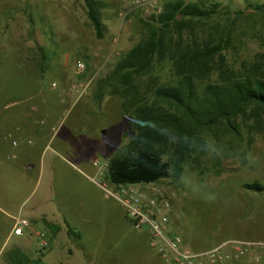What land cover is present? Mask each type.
I'll list each match as a JSON object with an SVG mask.
<instances>
[{
    "label": "rangeland",
    "instance_id": "rangeland-1",
    "mask_svg": "<svg viewBox=\"0 0 264 264\" xmlns=\"http://www.w3.org/2000/svg\"><path fill=\"white\" fill-rule=\"evenodd\" d=\"M103 1L107 30L100 39L88 18L85 0H0V127H11L3 118L12 112L18 115L12 128L16 124L22 130L27 125L26 131L33 133L27 134L33 136L29 137L32 143L24 145L30 151L14 160V175L0 180V205L5 207L1 199L21 203L17 217L45 215L59 225L67 221L83 235V250L76 246L72 252L71 246L67 252L71 241L66 226L53 240L47 219L34 223V241L39 240L38 231H44L49 240L42 264L158 263L149 254V228H134L121 197L101 186L107 183L114 190V185L94 166L99 159L108 167L110 157L135 134L124 108L125 97L114 93V85L104 78L116 60L145 36L143 19L149 17L142 0ZM204 1L210 8L219 2L205 29H226L233 35V44L223 51L228 63L240 69L244 62L257 60L264 52V15L245 0ZM78 61L86 65L84 70L78 68ZM216 77L214 72L195 83L202 90ZM179 78L173 63L166 62L152 76L140 77L139 89L153 98L156 86L176 84ZM89 81L88 92L82 94L79 86ZM37 129L38 135L50 131L51 142L44 151L40 174L31 175L29 163L42 147ZM239 129L241 134L236 135L222 122L202 132L205 143L197 141L181 177L159 180L158 192L150 191L146 183L133 186L158 199L163 193L170 199L171 208L162 212L169 214L170 227L194 250L211 248L236 235L264 238V190L244 187L255 181L264 185V133L251 135L244 125ZM81 154L86 159L78 160ZM52 155L50 166L47 160ZM2 212L0 208V223L4 222ZM7 251L0 256V264L9 261ZM252 263L264 264V255L253 257Z\"/></svg>",
    "mask_w": 264,
    "mask_h": 264
},
{
    "label": "trees",
    "instance_id": "trees-1",
    "mask_svg": "<svg viewBox=\"0 0 264 264\" xmlns=\"http://www.w3.org/2000/svg\"><path fill=\"white\" fill-rule=\"evenodd\" d=\"M245 1L264 15V1ZM85 3L97 37L104 38V1ZM218 6V1L210 8L204 0H165L161 12L143 19L145 36L116 60L111 74L104 78L114 85V93L125 97L124 108L135 131L131 140L110 157L106 173L110 182L150 183L170 176L179 179L197 141L205 143L201 133L222 122L236 135L241 134L240 125L251 135L254 131L264 133V52L254 62H244L240 69L231 66L223 52L233 44L231 32L204 27ZM166 62L173 63L179 81L156 86L153 98L143 94L138 79L152 76ZM214 72L216 80L200 90L196 79L211 77ZM244 187L264 190L259 181ZM46 223L54 233L61 229L59 224ZM66 223L69 235L80 239V231ZM44 250L39 249L35 258L20 249L8 251L9 262L42 264Z\"/></svg>",
    "mask_w": 264,
    "mask_h": 264
},
{
    "label": "built area",
    "instance_id": "built-area-1",
    "mask_svg": "<svg viewBox=\"0 0 264 264\" xmlns=\"http://www.w3.org/2000/svg\"><path fill=\"white\" fill-rule=\"evenodd\" d=\"M137 1L139 2L140 0ZM164 1L142 0V3L145 6V12L151 16L153 13L162 11ZM77 65L80 70H84L86 66L82 61H78ZM90 82L79 86L83 89L82 94L88 92ZM11 137L14 145L20 144L21 137H13V135ZM27 141L32 143L33 140L28 138ZM94 165L98 167V172L104 174L107 182L114 185L115 189L110 190L107 183L100 185L105 190H108L109 193L121 197L118 198L125 205L128 215L137 228L144 226L149 228L153 247L166 257L168 264H233L232 260L235 255L257 252L259 253L257 255L258 259L264 255V240L253 239H230L208 249L194 250L187 245L179 232L170 227L169 214L162 212L166 208H171L170 199L165 197L164 193H161L162 196L158 199L157 197H153V195H149L145 190L136 189L133 187L134 184L112 183L106 178V172L104 171L106 164L96 159ZM157 183L158 181L146 184L149 187L148 189L154 193L159 191ZM28 226L30 227V221L19 217L14 226V233L23 234L25 228ZM36 234L39 236V247L46 248L49 245L46 233L38 231Z\"/></svg>",
    "mask_w": 264,
    "mask_h": 264
},
{
    "label": "crops",
    "instance_id": "crops-1",
    "mask_svg": "<svg viewBox=\"0 0 264 264\" xmlns=\"http://www.w3.org/2000/svg\"><path fill=\"white\" fill-rule=\"evenodd\" d=\"M79 99H80V97H78L76 100H79ZM37 108L38 107H36V106L32 107V109H37ZM17 118H18V115L16 113L15 114L12 113V112L9 113L8 116H5V118H3V120L5 119L4 123H6V124L9 123L10 126H11L8 129L9 131L8 130H2L1 127H0V134H1L0 135V180L5 179L8 176H13L14 175L13 168L14 167L16 168V166H15V164H16L15 162L16 161H14V160L17 159L18 157H20L21 155H24V152H29L30 149H31L29 147L24 146V145L31 144V143H29L27 141V139L29 137H33V136H27V134H29V135L33 134V133H30V132L26 131V129L28 130L27 125L26 126L24 125L22 130H19L18 127L16 128V124L12 128V123L13 122L17 123ZM0 123H2V120H1ZM30 128H31V126H30ZM36 128H37V126L34 127V130ZM51 131H52V129H51ZM39 132L40 131L37 129L36 130V134H37V136H39L38 138L40 139V142L42 143V145H41L42 147L36 149V150H38V152L36 153L35 161H32V162L29 163V165L33 166L32 169H31V173H28V171L26 170V167L28 166L27 165L28 163L23 165V172L25 174L28 173V174H31V175H33V174L34 175H39L40 171L43 168L42 158H43V154H44L45 149L49 146V144L51 142V132L49 131L46 134H44L42 132L41 135H38ZM11 135H13V137L14 136L21 137V141H20L19 145H14L13 144ZM53 155L52 156H48L49 160H47V163L50 166H51L52 157L53 158L55 157ZM85 156H86L85 154H81V156L78 157V160L86 159ZM29 158H27V159H29ZM90 166L92 167V165H90ZM35 169H36V172H35ZM90 181H94V180L91 179ZM94 183H95L94 185L95 186L97 185L96 187H98V184L95 181H94ZM1 202L3 204H5V207H2L0 205V208L3 211L2 214L4 215L2 217L4 222L0 223V235H1V239H0V256H3L8 249H10L9 251H12V250H15V249H20L23 252H25L27 255H29L30 257L33 256L32 258H34L35 256H38V250L41 249V248L38 246V242L34 241V238H33V235H32L33 234L32 231L36 230V227L34 226V223L40 224L43 219H47L45 217V215H40L38 217H33L32 219H28L30 221V227L31 228H28V230L27 229L24 230L23 234H15L14 233V226H15L16 220L19 218L17 216L19 215L18 213H19V210L21 209V203L15 202L14 204H12V201L9 200L7 202L6 201L4 202L2 199H1ZM120 203H122V202L120 201ZM47 221L54 223L53 221H51L49 219H47ZM66 222L67 221H64V224L62 223V225H60V226L61 227L62 226L63 227L66 226L67 227V223ZM56 224H58V223H56ZM134 228L135 229H141V228H137L135 225H134ZM59 231L61 232L62 229H60ZM59 231L56 232V233L53 232V234H55L53 236V240L56 239L57 235L60 233ZM66 232H67L68 239L71 241V243H68L67 246L65 247V249H67V252H68V249L71 248V246H74V249H72V252L75 251V249H76L75 247L76 246L79 247L80 251H82L83 247H84V244L81 241V239L83 237L82 233H81V238L78 239V238H75V237L69 235L68 227L66 229ZM139 234L140 233H137L138 236H139ZM148 234H149V237H150V233H148ZM138 236H137V238L140 237V236L139 237ZM12 238H15L16 242L12 243L11 242ZM149 239L151 240V238H148V240ZM230 239H251V238H249L247 236H244V235H236V236H233L231 238L229 237L227 239H223L222 241H220L219 243H217L216 245H213V246L220 245L221 243H223V242H225L227 240H230ZM252 239L253 240H264V238H261V239L260 238H252ZM150 240H149V245H150L152 251H150L149 254H151V255H153L154 257L157 258V260H156L158 262L157 264H168L166 257L161 255L157 250L152 248V246H151L152 243L150 242ZM213 246H211V247H213ZM258 254L259 253L255 252L252 255H249V254L235 255L233 260H232L233 261L232 263L233 264H253L252 263L253 262V257L256 258V256ZM45 255L46 254H44L43 258L45 257ZM4 264H10V262L6 261ZM60 264H63V262H60Z\"/></svg>",
    "mask_w": 264,
    "mask_h": 264
}]
</instances>
